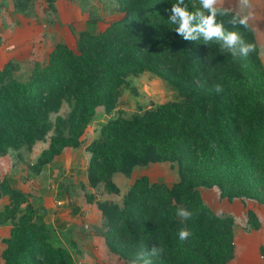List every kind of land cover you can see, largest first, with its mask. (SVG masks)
Returning a JSON list of instances; mask_svg holds the SVG:
<instances>
[{"label": "trees", "instance_id": "trees-1", "mask_svg": "<svg viewBox=\"0 0 264 264\" xmlns=\"http://www.w3.org/2000/svg\"><path fill=\"white\" fill-rule=\"evenodd\" d=\"M29 1L14 3L21 7ZM44 1L54 9L56 0ZM117 1L123 13L119 21L97 34L80 32L75 50L54 45L26 79L14 77L12 62L0 69V156L31 149L53 128L33 168L39 173L62 150L82 146L96 109L112 111L127 78L156 74L186 100L102 125L85 147L88 183L91 188L103 184L108 194H117L115 174L165 162L177 164L179 179L169 187L142 176L121 206L98 202L105 246L127 263L142 246L150 251L155 245L164 253L153 257V264H228L234 257L233 218L207 207L199 188L217 187L228 201L249 198L264 204V69L253 31L233 29L230 17H217L226 29L256 45L247 58H233L216 41L189 42L175 32L168 19L176 0ZM185 3L189 10L199 7L193 0ZM217 83L223 92L215 91ZM64 104L68 112L56 116L51 126L49 116ZM238 174L244 176L236 183ZM0 194L8 197L0 223L8 221L11 227L1 241L0 264H75L67 250L51 244L43 215L1 175ZM181 207L193 216L182 221L176 215ZM247 223L252 230L260 227L251 210ZM181 228L192 233L185 241L178 239Z\"/></svg>", "mask_w": 264, "mask_h": 264}, {"label": "rangeland", "instance_id": "rangeland-1", "mask_svg": "<svg viewBox=\"0 0 264 264\" xmlns=\"http://www.w3.org/2000/svg\"><path fill=\"white\" fill-rule=\"evenodd\" d=\"M122 16L123 13L117 0H56L54 9H50L44 0H30L21 7H17L14 0H0V69L7 62H12L17 67L14 72V77L17 79H26L34 63H42L45 61L54 45L61 43L75 50L76 41L80 32L86 31L91 34H97L105 30L111 23L119 21ZM185 100L186 98L179 96L177 91L172 89L164 79L156 74L147 72L138 77H129L127 78V85L120 89L118 99L112 111L107 113L103 107L96 109L82 137V146L79 151H75L76 154L73 156L70 153L71 151H66L61 155L62 150L59 154L60 156L58 155L53 158V160H56L53 164L54 166L64 165L66 160H73L78 165L66 175L65 171L59 172L54 170V167L46 172L45 178L48 179L53 174L57 178V181H53L55 183V189L59 191L65 190V179L71 173H73L72 177H76L79 182L86 177L87 186L81 185L80 182L81 194H79L82 198L76 202L82 203L84 200L94 208L96 215L98 212V219L97 217H93L94 225L92 234L102 237L104 229L103 218L97 206L98 202H113L121 206L127 191L136 179L145 176L150 183H163L171 187L178 181L179 175L176 163H153L147 166L136 167L129 174H116L113 182L118 188V193L108 194L103 184H99L95 188L89 186L87 175H85L83 170L86 167L87 174L89 155L85 151V147L98 137L102 125L109 120L129 118L134 114L162 103L182 102ZM67 112L68 107L64 104L57 114L49 116L47 123L53 126L56 116L64 117ZM52 134L53 128L44 141L37 142L29 150L21 148L17 151H8L9 153H13L18 160L24 161V165L26 170L28 169L29 174L27 179L30 177L31 180H34L35 185H37V178L39 177V173H34L35 171L33 170L40 155L37 156V153H41L47 148L49 138ZM7 153L0 156V170L2 173H5V163L7 162L6 164L9 165L12 159L7 156ZM77 167H79L78 170ZM42 169L43 167L40 169V172ZM243 176V174L235 175L233 178L235 179L234 182L237 183ZM49 188L51 189V186ZM214 189L220 194L217 187H214ZM2 197L0 194V211L5 206V203L1 200ZM238 199L256 201L249 198ZM73 202L76 203L75 201ZM31 205L38 211L39 215L45 216L43 208L35 207L33 204ZM85 213L82 211L81 217H84ZM1 226H4L5 230L7 229L5 226H10V222L4 221L0 223ZM3 234L4 232L0 236ZM50 242L53 246L62 247L67 250L72 255L75 264H81L80 260L84 256L81 254L79 257V252L81 251L76 248L68 232L54 230L51 233ZM124 264L130 263L126 262Z\"/></svg>", "mask_w": 264, "mask_h": 264}, {"label": "crops", "instance_id": "crops-1", "mask_svg": "<svg viewBox=\"0 0 264 264\" xmlns=\"http://www.w3.org/2000/svg\"><path fill=\"white\" fill-rule=\"evenodd\" d=\"M193 2L199 5L198 0H193ZM253 3L255 15L249 22V28L253 31L258 46L260 62L264 69V0H253ZM224 6L234 9L235 0H225ZM79 149L66 148L61 155L66 151H71L70 153L74 156L76 154L75 151H79ZM39 154L40 152L37 153V156ZM7 156L12 159L9 165L6 164L7 162L5 163V173H2L0 170L1 178L5 179L12 189L26 195L30 203L35 207L43 208V213L45 214L44 222L51 233L54 230L68 232L76 248L81 251L79 252V257L81 254L84 256L81 260L78 258L81 264L126 263L107 250L102 237L92 234L94 225L93 217H97L98 219V212L96 215L94 208L84 200L82 203L76 202L82 198V196L80 197V182L81 185L87 186L86 177L79 182L76 177H72L73 173H71L65 179V190H62L63 192L55 189V183L53 181H57V178L54 177V174L48 178L49 180L45 178L46 172L52 167L59 172L65 171V175L71 172L74 170V167L78 166L73 160H66L64 165L59 166H54L53 164L56 160H53V162L45 165L41 172H39V177H36L38 183L35 185L34 180H31L30 177V180L27 179L29 174L28 169L26 170L24 165V161L18 160L13 153L8 152ZM1 163L4 164L3 162ZM78 169L79 167H77ZM83 170L85 175H87L86 167ZM3 175L4 177H2ZM24 177L26 178L23 179ZM51 178L53 179L51 180ZM50 186L51 189L49 188ZM199 193L203 203L215 214L229 215L233 218L234 257L228 264H264V204L253 200H242L238 198L228 201L225 198H221L219 192L214 187H201L199 188ZM1 200L5 203L4 205L8 204V197L3 196ZM247 210L253 211L256 215L260 225L257 230H252L249 227L247 223ZM82 211L84 213L86 212L84 217H81ZM5 228L7 229L4 230V226L0 227V234L4 232L0 236V253L5 247L1 241L9 236L11 227L5 226Z\"/></svg>", "mask_w": 264, "mask_h": 264}, {"label": "clouds", "instance_id": "clouds-1", "mask_svg": "<svg viewBox=\"0 0 264 264\" xmlns=\"http://www.w3.org/2000/svg\"><path fill=\"white\" fill-rule=\"evenodd\" d=\"M199 7L189 10L185 0H176L170 8L168 21L175 25V32L185 41L197 42L201 39L205 44L216 41L220 45L222 53H229L233 58H247L255 51L256 45L247 42L242 34L237 30H228L225 28L224 21H217V17L228 16L227 23L233 29L250 27V20L254 18L253 0H235V8L225 7V0H198ZM217 93L223 92V86L219 83L214 85ZM176 215L182 221H186L193 216V212L186 208H178ZM192 233L181 228L178 232V239L185 241ZM162 246H153L150 251L145 250V246L136 253L130 264H153V257L163 255Z\"/></svg>", "mask_w": 264, "mask_h": 264}]
</instances>
